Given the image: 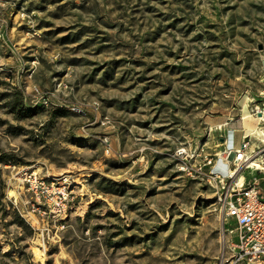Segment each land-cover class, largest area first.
I'll list each match as a JSON object with an SVG mask.
<instances>
[{
    "label": "rangeland",
    "instance_id": "374dc122",
    "mask_svg": "<svg viewBox=\"0 0 264 264\" xmlns=\"http://www.w3.org/2000/svg\"><path fill=\"white\" fill-rule=\"evenodd\" d=\"M244 108L264 110V0H0V264H214L203 163Z\"/></svg>",
    "mask_w": 264,
    "mask_h": 264
},
{
    "label": "built area",
    "instance_id": "2783aa9c",
    "mask_svg": "<svg viewBox=\"0 0 264 264\" xmlns=\"http://www.w3.org/2000/svg\"><path fill=\"white\" fill-rule=\"evenodd\" d=\"M254 114L262 117L257 110ZM249 138L244 137L237 150L231 152L225 148L221 152L225 162L224 171L213 170L216 162L213 165L211 161L203 163L204 167L208 166V171H204L203 175L215 191V203L226 226L222 251L214 264H264V194L255 174L260 173L264 177V172L250 167L252 156H264V142L258 140L259 146L255 147L253 153H249ZM174 157L183 175L191 176L193 172L200 174L202 171V168L192 169L189 161L191 158L185 150L177 151ZM261 163L264 166V159ZM242 174L246 178L240 183ZM23 180L28 191L35 194L40 189V196L35 194L38 201H48L49 189L45 180L33 173L24 174ZM231 222L235 224L233 229L227 227Z\"/></svg>",
    "mask_w": 264,
    "mask_h": 264
},
{
    "label": "bare ground",
    "instance_id": "6f19581e",
    "mask_svg": "<svg viewBox=\"0 0 264 264\" xmlns=\"http://www.w3.org/2000/svg\"><path fill=\"white\" fill-rule=\"evenodd\" d=\"M247 109V108H246ZM245 108L242 110V116L238 120V122L234 124H226L228 125L229 128V135L227 139L225 140L224 144L227 146L231 152L234 150H237L238 147L235 146V138L234 134L236 131L242 130V136L243 137H248V136H256L258 139H261L264 141V127L260 126L259 122H264V110L258 111V114H262V117L260 118L258 115H250L249 112ZM255 151V147L252 145L249 149V153H253ZM222 153L218 154V160L216 161V164L213 168V170H225V162L221 157ZM261 161H263V158L257 156H252L251 162H250V167L253 169L257 170H262L264 171V166L262 165ZM246 175L242 174L240 177V183H243L245 181ZM35 255H38L37 250L34 251Z\"/></svg>",
    "mask_w": 264,
    "mask_h": 264
},
{
    "label": "crops",
    "instance_id": "0c3cea01",
    "mask_svg": "<svg viewBox=\"0 0 264 264\" xmlns=\"http://www.w3.org/2000/svg\"><path fill=\"white\" fill-rule=\"evenodd\" d=\"M238 136L235 138V146L236 147H239L240 146V144L243 142V136L241 135V134H237ZM258 141V140H257ZM249 144L251 145V140H249ZM224 146H225V144H223ZM254 146H255V144H254ZM257 146H259V145H256L255 147H257ZM249 178V177H248ZM247 178V179H248Z\"/></svg>",
    "mask_w": 264,
    "mask_h": 264
}]
</instances>
